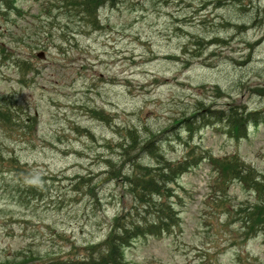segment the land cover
Here are the masks:
<instances>
[{
    "label": "rangeland",
    "instance_id": "rangeland-1",
    "mask_svg": "<svg viewBox=\"0 0 264 264\" xmlns=\"http://www.w3.org/2000/svg\"><path fill=\"white\" fill-rule=\"evenodd\" d=\"M14 2L12 10H3L7 16H0V101L6 98L22 109V117L32 124L14 133L0 126L5 158L0 161V262L21 252L42 260L65 258L75 249L82 255L106 239L123 207L120 186L97 187V204L82 196L86 190L78 195L73 182L77 175L94 177L90 186L100 182L102 158L108 155L101 146L119 139L118 127L171 129L197 103L264 110V96L257 92L264 89L261 0H119L101 11L104 29L92 32L72 24L59 10L48 14L57 0ZM74 29L86 33L76 40ZM215 37L227 44L198 52L200 40ZM41 52L43 61L37 57ZM19 60H29L34 74L23 77ZM216 86L225 97L218 96ZM95 108L112 116L110 125L92 117L89 110ZM78 129L89 130L95 140ZM180 131L174 128L164 136L172 142L165 144L169 159L182 160L187 154L175 137ZM195 142L217 158L236 154L264 173V123L240 142L214 127L203 128ZM14 156L26 164L27 177L8 163ZM215 176L207 162L182 176L174 199L181 230L135 241L126 260L264 264V234L246 240L241 225L226 213L253 201L255 194L233 183L226 208L214 212Z\"/></svg>",
    "mask_w": 264,
    "mask_h": 264
},
{
    "label": "trees",
    "instance_id": "trees-1",
    "mask_svg": "<svg viewBox=\"0 0 264 264\" xmlns=\"http://www.w3.org/2000/svg\"><path fill=\"white\" fill-rule=\"evenodd\" d=\"M151 1L144 0V3ZM57 2L58 4L53 5V8L48 7V14H52V9L59 10L61 14L70 17L72 24H83L86 32L104 29L101 11L116 5L113 0H57ZM14 4V0H1L0 16L6 17L7 13L3 10L7 12L12 10ZM219 6L223 8L222 3ZM241 11L248 12L245 7H242ZM237 28L247 31L246 26ZM72 32L73 39L77 40V36L82 35L84 31L79 33L74 29ZM46 34L48 36L52 33L46 32ZM226 44L227 41L219 37L200 40L197 43L198 52ZM16 65L23 77L34 74L36 70L29 60H19ZM215 90L218 96H226L219 86H216ZM257 92L264 96V89H258ZM21 112L22 109H17L12 102L4 98L0 101V126L9 133L29 129L32 123L28 124ZM89 112L93 118L107 124L112 121V116L104 109L95 108L90 109ZM174 122L171 129L163 130L118 127L119 139L105 140L101 146L103 153L105 149L108 155L102 158L103 177L100 182L90 186L94 183V177L77 175L74 178V191L82 195L80 191L86 190V194L82 196L89 197L90 200L92 198L97 204H101V199L96 189L104 183H114L120 186L123 192L122 210L109 225L104 241L93 243L83 251L82 255H79L75 249L74 254L72 250L65 258L49 257L42 260L21 252L0 264H132L126 260L125 252L135 241L148 237L161 238L181 230V214L174 202L178 196L175 185L182 176L192 172L204 162L209 163L216 175L211 185V194L215 196L214 204L217 205L213 207L214 212L226 208L228 189L231 184L239 182L245 189L254 193L255 198L253 201L240 203L238 207L226 213L230 220L241 225L246 240L259 233L264 234V173L247 164L236 154L217 158L212 153L203 151L195 142V138L205 127L221 128L238 142L248 139L251 128L264 123V110H251L247 104L238 103L229 104L221 109L207 106L205 103H197L188 115ZM174 128L181 129L182 132L175 133V137L186 146L187 154L182 160H172L167 157L165 144L172 142L165 140L164 136ZM78 130L95 140V135L89 130ZM183 135L186 136L185 139L182 138ZM4 160V155L0 153V161ZM8 163L17 174L19 172L23 177H27L29 171L19 158L11 157ZM36 261L38 262L35 263Z\"/></svg>",
    "mask_w": 264,
    "mask_h": 264
},
{
    "label": "water",
    "instance_id": "water-1",
    "mask_svg": "<svg viewBox=\"0 0 264 264\" xmlns=\"http://www.w3.org/2000/svg\"><path fill=\"white\" fill-rule=\"evenodd\" d=\"M38 57H39L40 59H44V58H45L44 53L39 54Z\"/></svg>",
    "mask_w": 264,
    "mask_h": 264
},
{
    "label": "flooded vegetation",
    "instance_id": "flooded-vegetation-1",
    "mask_svg": "<svg viewBox=\"0 0 264 264\" xmlns=\"http://www.w3.org/2000/svg\"><path fill=\"white\" fill-rule=\"evenodd\" d=\"M261 1H263V2H264V0H261Z\"/></svg>",
    "mask_w": 264,
    "mask_h": 264
}]
</instances>
